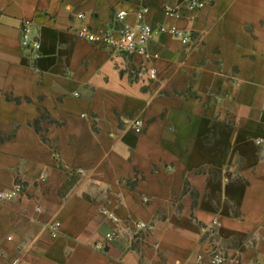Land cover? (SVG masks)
Returning a JSON list of instances; mask_svg holds the SVG:
<instances>
[{"label": "crops", "instance_id": "crops-1", "mask_svg": "<svg viewBox=\"0 0 264 264\" xmlns=\"http://www.w3.org/2000/svg\"><path fill=\"white\" fill-rule=\"evenodd\" d=\"M186 1L0 0V264H264V0ZM140 5L150 56L78 34Z\"/></svg>", "mask_w": 264, "mask_h": 264}, {"label": "built area", "instance_id": "built-area-1", "mask_svg": "<svg viewBox=\"0 0 264 264\" xmlns=\"http://www.w3.org/2000/svg\"><path fill=\"white\" fill-rule=\"evenodd\" d=\"M203 0H187L186 5L191 9L201 8L204 6ZM164 11L168 15H176L178 10L172 5H165ZM149 12V6L140 5L135 11L136 21L134 23H129L126 21L128 11L126 9H119L116 11V20L120 21L121 24L117 27H111L102 32H93L87 25H82L78 29V34L86 37L91 41H98L106 45L114 47L118 51H137L143 53L147 56H150V53L147 51V42L153 37L156 32L167 31L166 26H160L155 28L150 22L146 21V14ZM79 17H83V13L78 14ZM172 33L182 36V41H188V33L172 27L169 29ZM21 43L25 47H32L34 49L39 48L40 41L34 37L33 33V22L31 19L25 18L21 23ZM157 55V54H155ZM154 69H151V73H154ZM133 126L136 131L142 130V120L135 119ZM260 141V140H259ZM82 171V169H81ZM44 177V175H41ZM24 189V184L22 181H17L14 186L10 189L0 190V199H11L20 194ZM144 200H147V197H144ZM39 208V207H38ZM101 211L108 215L113 221L118 222L120 217L111 211L108 207H102ZM213 226L219 224L217 218L212 221ZM136 225L139 228H145L148 226V223L144 220H137ZM52 229V234H58V228L60 226L59 220H54L49 225ZM117 230H110L106 233L107 239H112L118 235ZM97 248H104V242H97L95 245ZM204 258L202 253H198L196 259L201 261ZM230 260V257L220 251H210L207 254V261L209 264H225ZM172 264H182L179 259H176Z\"/></svg>", "mask_w": 264, "mask_h": 264}]
</instances>
